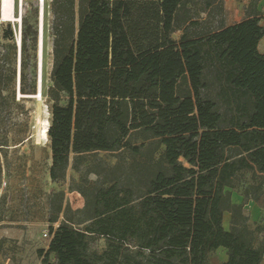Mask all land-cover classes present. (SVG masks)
I'll use <instances>...</instances> for the list:
<instances>
[{"label":"trees","instance_id":"1","mask_svg":"<svg viewBox=\"0 0 264 264\" xmlns=\"http://www.w3.org/2000/svg\"><path fill=\"white\" fill-rule=\"evenodd\" d=\"M258 3L227 26L224 0H52L50 178L71 167L85 204L51 195L49 222L63 219L42 264H213L220 248L222 264L263 263L264 229L231 192L246 176L245 202L264 192ZM4 171L0 154V192Z\"/></svg>","mask_w":264,"mask_h":264},{"label":"rangeland","instance_id":"2","mask_svg":"<svg viewBox=\"0 0 264 264\" xmlns=\"http://www.w3.org/2000/svg\"><path fill=\"white\" fill-rule=\"evenodd\" d=\"M51 3L52 0H46L44 17L41 19V23L44 20L41 93L39 2L23 1L22 8L21 4L16 5V19L20 20L22 17L24 48H22L21 55L15 35V31H19V22L14 20L0 27V60L3 66L0 87L6 89L3 97L0 96V154L5 164L0 192V196L4 199L0 207V220H2L0 222V248L8 240L17 242L24 236V239L36 243V246L44 251L51 240L44 237L45 233L51 234L52 227L56 230L63 219L61 216L59 222L53 225L49 222L52 216L50 201L52 194L63 191L65 204H70L74 210L82 209L83 203L85 204L79 193L70 190L80 180V174L71 167L68 170L66 181L53 182L51 180V143L43 141L40 137L43 123L46 121L51 127L52 120V103L48 98V90L52 85L50 76L53 67ZM8 26L13 30V40L6 34ZM36 32L37 41L35 43ZM181 36L182 32H177L173 38L180 42ZM67 101L68 98L64 95L61 104L66 105ZM99 157L111 165L117 162L116 156L110 153H100ZM90 161L89 156L84 167L88 166ZM94 179L95 176H90V180ZM247 181V176L241 179L237 189L243 187ZM11 229H14V234L18 236L7 237L11 234ZM15 246L20 247V245ZM105 246L104 239H97L92 248L101 252Z\"/></svg>","mask_w":264,"mask_h":264},{"label":"crops","instance_id":"3","mask_svg":"<svg viewBox=\"0 0 264 264\" xmlns=\"http://www.w3.org/2000/svg\"><path fill=\"white\" fill-rule=\"evenodd\" d=\"M224 2L225 22L227 26H232L245 19V11L251 0H224ZM258 10L264 17V0H259ZM259 50L264 54V38L259 43ZM243 189L244 188L241 187L239 189L231 190L233 203L236 205L245 203V211L249 216L250 226L253 229L259 226L264 229V192L260 201L250 199L245 202ZM231 219V214L229 212H225L223 216V227L226 231L230 230ZM14 233L15 230L11 229V234H9L7 237L15 238V236H18ZM259 239L264 240V231L259 234ZM15 245H20V247ZM49 245L50 242L44 249V253L48 251ZM40 252V247H37L36 243L32 241H27V239H24V236L19 238L17 242L8 240L6 241V244H3L0 248V264H42L43 258L41 257ZM51 260H54L53 255L51 256ZM227 260V250L224 248L218 249L211 257L213 264H222ZM262 264H264V260Z\"/></svg>","mask_w":264,"mask_h":264},{"label":"bare ground","instance_id":"4","mask_svg":"<svg viewBox=\"0 0 264 264\" xmlns=\"http://www.w3.org/2000/svg\"><path fill=\"white\" fill-rule=\"evenodd\" d=\"M2 10L4 13V17L7 20H17L16 16L14 15V0H8L7 2L2 4ZM20 21V20H18ZM43 21L42 20V25H41V30H40V38H39V60H40V93H41V83H42V62H43V49H44V25H43ZM41 97V96H40ZM37 99V98H36ZM50 129V125L48 122H44L43 123V127L40 131V137L43 141L49 142V136H48V132Z\"/></svg>","mask_w":264,"mask_h":264},{"label":"built area","instance_id":"5","mask_svg":"<svg viewBox=\"0 0 264 264\" xmlns=\"http://www.w3.org/2000/svg\"><path fill=\"white\" fill-rule=\"evenodd\" d=\"M8 0H0V3H1V8H0V27L1 26H4L7 22H13V20H7L5 17H4V13H3V10H2V4L7 2ZM23 1H26V0H14V15L13 16H16V5L17 3L18 4H21V8H22V2ZM34 1H38L39 4H40V24H39V37H40V30H41V19L42 17H44V6H45V3H46V0H34ZM17 22H19V31L16 32L15 31V35L17 37V42H18V46H19V51H20V55H21V49H22V17L20 18V21L18 20H15ZM45 238H50L51 239V234L50 233H45L44 235Z\"/></svg>","mask_w":264,"mask_h":264}]
</instances>
